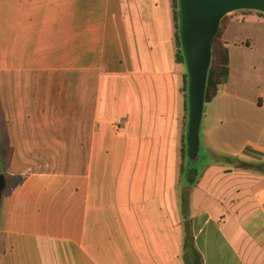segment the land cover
<instances>
[{
    "label": "crops",
    "instance_id": "crops-1",
    "mask_svg": "<svg viewBox=\"0 0 264 264\" xmlns=\"http://www.w3.org/2000/svg\"><path fill=\"white\" fill-rule=\"evenodd\" d=\"M235 19L222 35L228 79L182 174L187 71L171 0H0V74L41 93L28 136L66 158L28 176L11 162L0 264H188L187 243L200 264H264V172L250 167L264 165V95L248 85L257 60L233 26L264 18Z\"/></svg>",
    "mask_w": 264,
    "mask_h": 264
},
{
    "label": "water",
    "instance_id": "water-1",
    "mask_svg": "<svg viewBox=\"0 0 264 264\" xmlns=\"http://www.w3.org/2000/svg\"><path fill=\"white\" fill-rule=\"evenodd\" d=\"M179 33L188 75L187 158L198 157L199 132L211 64L212 43L224 17L235 12L264 15V0H178ZM1 163V158H0ZM5 186L0 173V201Z\"/></svg>",
    "mask_w": 264,
    "mask_h": 264
},
{
    "label": "rangeland",
    "instance_id": "rangeland-1",
    "mask_svg": "<svg viewBox=\"0 0 264 264\" xmlns=\"http://www.w3.org/2000/svg\"><path fill=\"white\" fill-rule=\"evenodd\" d=\"M242 12L243 11L235 12L226 17L231 20L236 18L235 20L238 22L241 20L240 16L242 14H246ZM248 14L264 18V15H259L257 12H249ZM233 26H244V29L240 28V36L247 35L253 50V57L257 60L254 69L249 71L250 76L248 85L251 89L254 85H256V88L263 91L261 93L264 95V81L260 84L256 73L257 71L263 70L264 28H253L246 23L243 25H237L234 23ZM2 63L4 64V62ZM23 85L22 78L12 79L11 76L6 77L5 73L0 74V137L2 139L1 152L3 155L2 168L4 171L0 173L5 179V186L1 199L2 197L4 198L7 196L12 186L18 182L17 178H9L6 174L11 162L15 167V172H17L20 176H28L48 171L49 167L51 168L53 165L57 164L58 161L61 162L63 160L64 163L66 161V158L54 155L52 151L46 150L43 142L41 143V146H39L35 136H28L30 132L28 131V126L26 125L27 117L25 116L30 110L29 107L31 108V106H29V102L31 101L33 105L37 106L36 104L40 102L39 97L41 96V93H29L27 89L26 91L24 90ZM13 133L16 136L15 144L19 149V155L14 157L12 155L14 149L9 146L10 139L8 135H13ZM180 163L182 164L181 152Z\"/></svg>",
    "mask_w": 264,
    "mask_h": 264
},
{
    "label": "trees",
    "instance_id": "trees-1",
    "mask_svg": "<svg viewBox=\"0 0 264 264\" xmlns=\"http://www.w3.org/2000/svg\"><path fill=\"white\" fill-rule=\"evenodd\" d=\"M171 8L173 13L174 25H175V43H176V60L178 63L184 64L185 58L183 54V50L181 47L180 42V33H179V6L178 0H171ZM242 13H249L247 11ZM259 15H263L258 13ZM230 21V18L224 17L221 21V27L219 32L217 33L215 39L212 43V51H211V64L210 69L208 72L207 77V84H206V92H205V103H209L212 101L218 93L219 88L226 83L229 75V56H228V44L227 42L222 40V35L224 31V27L226 23ZM188 75L185 74L183 79V93L185 97V104H186V112H187V120H188ZM181 156H182V164H181V173H188L191 169V166L196 161H190L187 158V146L183 142L182 149H181ZM197 160V159H196ZM2 164L0 163V172ZM253 169L264 172V165L252 166ZM185 249H188L190 252L191 260L188 264H200V258L192 247L191 244H185Z\"/></svg>",
    "mask_w": 264,
    "mask_h": 264
}]
</instances>
